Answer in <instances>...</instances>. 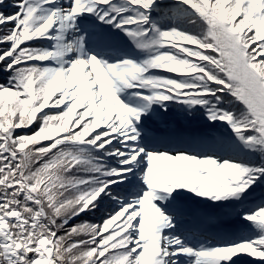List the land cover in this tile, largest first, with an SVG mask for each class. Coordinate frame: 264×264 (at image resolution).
Returning a JSON list of instances; mask_svg holds the SVG:
<instances>
[{"label":"snow or ice","instance_id":"6c2138e0","mask_svg":"<svg viewBox=\"0 0 264 264\" xmlns=\"http://www.w3.org/2000/svg\"><path fill=\"white\" fill-rule=\"evenodd\" d=\"M0 264H264V0H0Z\"/></svg>","mask_w":264,"mask_h":264}]
</instances>
